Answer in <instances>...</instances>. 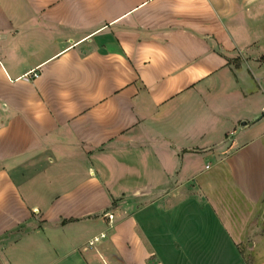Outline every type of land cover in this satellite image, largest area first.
I'll return each instance as SVG.
<instances>
[{
  "label": "crops",
  "instance_id": "1",
  "mask_svg": "<svg viewBox=\"0 0 264 264\" xmlns=\"http://www.w3.org/2000/svg\"><path fill=\"white\" fill-rule=\"evenodd\" d=\"M262 58L264 0H0V264H264Z\"/></svg>",
  "mask_w": 264,
  "mask_h": 264
},
{
  "label": "rangeland",
  "instance_id": "2",
  "mask_svg": "<svg viewBox=\"0 0 264 264\" xmlns=\"http://www.w3.org/2000/svg\"><path fill=\"white\" fill-rule=\"evenodd\" d=\"M263 59L264 58H262L261 60H263ZM261 60H260V62H261ZM261 115L264 117V110H262ZM229 192L232 195V198L235 199L236 193L233 191H229ZM237 209L238 208L236 207V205H234L233 207H230L229 209L227 207L224 208L223 206H220V212H221L222 216H224V221L228 224L229 228L232 231H238V229H239L241 232L246 233V227H244V225L241 224V219L237 217V214H236ZM246 241H247V238H244L243 240L240 241V244L242 245L243 248H246ZM245 254L244 255L246 257V260L249 263L253 264L252 256H250L247 253H245Z\"/></svg>",
  "mask_w": 264,
  "mask_h": 264
},
{
  "label": "built area",
  "instance_id": "3",
  "mask_svg": "<svg viewBox=\"0 0 264 264\" xmlns=\"http://www.w3.org/2000/svg\"><path fill=\"white\" fill-rule=\"evenodd\" d=\"M261 63L264 65V59L263 60H261ZM34 75H35V73H34ZM108 218H110V214H108V215H106ZM99 235H102V233H100ZM97 239V237L96 236H93L91 239H89L88 240V244H91L92 243V241L93 240H96Z\"/></svg>",
  "mask_w": 264,
  "mask_h": 264
}]
</instances>
